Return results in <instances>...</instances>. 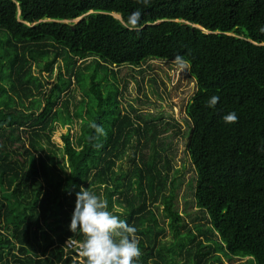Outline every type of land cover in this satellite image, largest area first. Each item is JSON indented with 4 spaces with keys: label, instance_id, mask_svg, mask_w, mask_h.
<instances>
[{
    "label": "trees",
    "instance_id": "16d2710c",
    "mask_svg": "<svg viewBox=\"0 0 264 264\" xmlns=\"http://www.w3.org/2000/svg\"><path fill=\"white\" fill-rule=\"evenodd\" d=\"M137 9L140 29L129 30ZM0 26L17 49L0 72L17 99L0 109V264H69L64 239H84L68 227L79 186L130 226L160 203L171 240L157 246L154 264H207L213 238L223 254L264 264V0H0ZM48 42L53 57L66 52L73 60L68 69L57 64L50 85L38 82V107L22 110L18 103L32 95L30 62L42 64ZM176 55L194 80L183 112L196 216L175 207L177 185L154 164L159 152L152 147L146 157L155 134L175 121L133 117L134 108L120 107L117 87L97 78L109 65ZM87 57L93 63L79 76L75 60ZM74 81L84 96L69 107ZM213 95L219 101L208 107ZM229 112L237 122H224ZM93 121L106 137L88 126ZM55 126H64L59 145L50 137Z\"/></svg>",
    "mask_w": 264,
    "mask_h": 264
},
{
    "label": "rangeland",
    "instance_id": "374dc122",
    "mask_svg": "<svg viewBox=\"0 0 264 264\" xmlns=\"http://www.w3.org/2000/svg\"><path fill=\"white\" fill-rule=\"evenodd\" d=\"M6 37V30L0 26V72L5 62L17 53V49L9 45ZM50 44L48 42L51 50L46 54L47 57L42 61V64L40 61L30 62L28 77L33 80V85H30L32 95H28L24 102L18 103L22 110L26 111L30 107H38L40 101L39 95L36 94L39 88L38 82L42 86L48 83L50 85L53 81L57 64L61 70L68 69L73 60L66 52L53 57L54 48ZM28 48L31 47L26 46L23 50L27 51ZM41 57H44V55L41 54ZM51 58L52 60L54 59V62L49 70L48 66ZM92 60L93 58L91 57H87L80 62L77 59L75 60L76 64L78 62L77 71L79 76L84 74L92 65ZM40 64L42 66L38 70L37 65ZM81 65H86V68L81 67ZM97 78L101 87L106 83L117 87L120 107L129 111L134 108L131 111L133 117L139 114L140 118H160L175 121L176 124L174 126H169L163 132L155 134L154 142H150L147 149H145L146 157L150 158V149L152 147L159 152L154 164L167 172L166 182L173 177V181L177 185L175 207L183 215H199L200 212L194 204L191 195L195 174L185 152V140L189 125L184 116L183 106L194 90V80L188 70L181 71L174 63V60L146 58L138 65H109L105 72L101 70L97 73ZM69 92L71 95H67L69 98L68 104L69 107H74L79 98L84 95L75 81L71 85ZM16 100V96L12 92V85L10 83H0V109L14 104ZM63 129L64 126H55L50 135L52 141L58 145L60 143L59 132L63 131ZM134 140L135 136L132 135L130 144H128V154L122 159L123 164L129 161L128 157L131 156ZM37 148L41 150L43 144L38 145ZM153 169L156 171L155 166H152V171ZM149 205L147 213L136 222L134 227L137 228V235L140 237L139 247L142 253L140 257L147 259L145 264H154L152 260L156 256L155 249L159 245L165 246L171 240V231L168 218L162 211L160 203L155 201L154 203H149ZM185 237H189V235ZM212 244L215 254L207 264H215L218 260L223 264L250 263L247 257H229L223 254L217 238L212 239ZM139 261L140 258L135 260L134 264H140ZM175 262L178 263L179 260L176 258Z\"/></svg>",
    "mask_w": 264,
    "mask_h": 264
},
{
    "label": "clouds",
    "instance_id": "9594fccd",
    "mask_svg": "<svg viewBox=\"0 0 264 264\" xmlns=\"http://www.w3.org/2000/svg\"><path fill=\"white\" fill-rule=\"evenodd\" d=\"M137 2L148 5L150 0H137ZM140 17L139 9L128 16L129 30L140 29ZM174 63L181 71L190 68L189 62L180 55L175 56ZM218 101L219 97L213 95L208 100L207 106L214 107ZM222 119L225 123H235L238 117L235 112H229ZM88 126L94 129L97 136H107L103 125L93 121ZM93 138L89 137V139ZM75 197L68 227L72 233L79 230L84 237L78 248L80 256L84 258L83 264H134L142 255L137 228L130 226L125 219L111 212L108 201L87 187L79 186Z\"/></svg>",
    "mask_w": 264,
    "mask_h": 264
},
{
    "label": "built area",
    "instance_id": "2783aa9c",
    "mask_svg": "<svg viewBox=\"0 0 264 264\" xmlns=\"http://www.w3.org/2000/svg\"><path fill=\"white\" fill-rule=\"evenodd\" d=\"M82 241H78L74 237H68L64 239L62 246L63 250H69L71 254V261L69 264H83L84 258L80 256L78 252L79 245Z\"/></svg>",
    "mask_w": 264,
    "mask_h": 264
},
{
    "label": "water",
    "instance_id": "95a60500",
    "mask_svg": "<svg viewBox=\"0 0 264 264\" xmlns=\"http://www.w3.org/2000/svg\"><path fill=\"white\" fill-rule=\"evenodd\" d=\"M116 16V15H115ZM118 17V16H117ZM79 18V16L78 17H76L74 20H76V19H78Z\"/></svg>",
    "mask_w": 264,
    "mask_h": 264
}]
</instances>
